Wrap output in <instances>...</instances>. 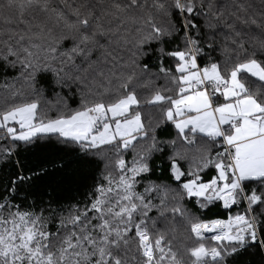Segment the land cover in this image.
Segmentation results:
<instances>
[{"label":"snow or ice","instance_id":"1","mask_svg":"<svg viewBox=\"0 0 264 264\" xmlns=\"http://www.w3.org/2000/svg\"><path fill=\"white\" fill-rule=\"evenodd\" d=\"M0 264H264V0H0Z\"/></svg>","mask_w":264,"mask_h":264},{"label":"trees","instance_id":"2","mask_svg":"<svg viewBox=\"0 0 264 264\" xmlns=\"http://www.w3.org/2000/svg\"><path fill=\"white\" fill-rule=\"evenodd\" d=\"M24 155H25V156H27L28 154H27V153H25ZM31 159H33V160H34V159H35V157H31ZM216 211H217L216 209H213V210H212V212L208 213V215H212V214L216 213Z\"/></svg>","mask_w":264,"mask_h":264}]
</instances>
